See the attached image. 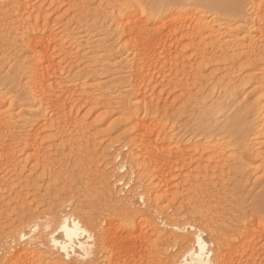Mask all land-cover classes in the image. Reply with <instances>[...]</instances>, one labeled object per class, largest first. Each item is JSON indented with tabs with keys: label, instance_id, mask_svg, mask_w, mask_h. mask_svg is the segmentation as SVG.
<instances>
[{
	"label": "bare ground",
	"instance_id": "1",
	"mask_svg": "<svg viewBox=\"0 0 264 264\" xmlns=\"http://www.w3.org/2000/svg\"><path fill=\"white\" fill-rule=\"evenodd\" d=\"M41 1L45 2V0ZM236 1L237 0H132L131 2L129 0H121L120 2H117L112 13L114 15L111 18L114 17V23L122 29L121 33L124 32L125 37L124 40L121 38L123 41L119 46L111 45L106 47L105 59L108 58L109 62L119 59L115 63L112 62L115 69L113 67H111V69H114L116 74V71H118L116 69L117 67L123 75L118 71L121 76L118 74V77H116L115 80L111 79L112 82H109H111L112 85H109V82L107 81L101 84L94 81L96 76L91 74L99 72L94 69L95 67L98 68V64L96 66L95 63L91 62L92 65L94 64L93 67H95L93 68L91 66L92 68L90 67L87 70H80L78 68V63L81 62L80 58H82V54H85V51L81 53L82 50H80L81 56L79 57L77 55L71 57L73 55V53L71 55V46V50L69 49L66 53L64 52L63 43H66L64 41H67L68 39L72 40L74 38L72 34L73 30L71 31L68 25H65L62 30L51 27L50 23L52 21L43 9V5L36 6L31 0H9L8 5H6L9 7L11 14L15 15L17 18L15 19V22L8 25L9 29L6 28L7 33L4 36L6 38L5 43L6 45L9 44L10 47H12L14 43H18L19 40L16 42L17 36H14V34L17 32V29H19L22 30L20 32L21 35L19 42L21 44L19 45L20 49L14 47L13 54L15 58L14 60H16L15 69L3 78L2 81L4 84H2V87H7L8 84L12 85L11 89L14 88V91L19 93H17L18 99L23 102L22 104H24L27 109L22 112L18 111L19 113L17 112L19 120H16L15 122L12 119L18 116H13L12 112L10 113L8 110L0 112V170L6 171L7 168H10L14 175L12 174L11 177H9L10 179L13 178L15 180L14 176L19 173L21 174L22 172H18V169L21 168L20 163L27 162L26 159L23 162L20 161V158L23 156L20 154L33 148L35 151L29 153V156H33L38 163L41 164L42 168L44 166L47 168L48 165L46 164H49L48 160L50 159L48 148H41L42 146L40 142H38L40 138L45 140V137L41 134L44 130L54 131L55 134L51 136L52 140L57 136L59 138L61 137L60 139H62V141L58 137L59 140H57L61 141L60 145L62 148L69 146L67 141L70 143V141L73 140L72 138L76 135L75 132L79 131L74 127L77 125L79 128L81 123L87 127V123H85L86 118L80 120L79 123L77 120L78 117L76 119L74 118L75 116H71V110L73 111V106L76 105L72 103L76 93L78 94V97H82L83 100L88 99L89 102L96 103L97 105L104 104L108 109H112L114 106L113 104H117L120 115L117 114L118 119L114 124L116 126L118 123H121L123 124L124 129L123 131L120 129V133L110 140L108 139L109 141L107 140L109 143L105 147H102V149H104L103 151L101 150L102 154L101 151H99L101 154L99 157L101 161H104L105 163L101 162L105 165L103 174H101L102 170L101 173H99L98 169L94 170L97 174L99 173V176L95 175L97 176L98 183L100 182V185H102V190L105 191L101 192L107 195V199H115V201L120 204H118V209L115 208V210H112L113 212L108 210L110 211L108 212L110 216L113 215L112 217H114L117 213L126 214L127 217L123 224L125 231H127L133 228L136 221L135 219L134 221L133 218H135L136 214L140 213L145 219L149 220L145 223L147 224L146 228L150 225L152 228L151 233L154 230L156 238L157 235H159L157 230H159V232L167 230L170 234L172 233L174 236H172L174 238L173 241H175L173 246L181 243L183 244V249L181 252L179 251L180 254L174 252L175 254L169 258V264H207L209 260L212 264H225L224 257L226 252L224 253V240L222 241L223 236L217 238V235L215 239L214 236L208 234L206 225L202 226L203 223L199 222L201 225L199 226V224L197 225L198 222H194L196 219L195 215L197 216L198 212L197 209L187 208L183 211L182 209L180 210V208L183 207L179 205L178 209L180 211H178L174 205L173 207L171 205V208H174L178 212L174 211L175 214H173L171 211V216H165L162 212L166 210L161 212V207H159V209L161 208L160 210L156 208L155 205L157 203L155 201L153 202V198L150 200L149 195L153 196V190L157 188L159 194L160 189H162L163 195L164 192L166 196L173 193L172 197L174 198L172 199H175L177 196L175 194L176 191L172 192L171 188H169L173 184L169 183L170 178L168 177V175L173 176L172 173L174 170L179 171L178 179L181 178L182 182H177L178 184L176 183V186L181 185L180 188L188 186L190 189L188 187L185 188L186 192H190V190L192 191L194 188H197L200 181L203 182V180L197 177L194 178L193 175L191 176V173L189 172L191 169L190 167L188 171L185 170V168L189 163H192V160H197L195 164H199L196 167L206 173L209 168L208 165H210L209 162L212 159L213 161L214 158L218 159V161H222L226 157L227 152L225 153L223 151L228 148L226 147L227 145H224L225 148L222 146L221 150L220 148L217 150L214 149L216 144L214 143V145L212 144V141L210 142V140H207L208 135L214 133L213 131L220 127L223 134L229 129L237 130L244 140H249V142L252 140V144L251 142L250 144L244 143L245 145L243 144V148L247 147V151L250 149L248 155H250L252 151L255 152V154L251 155H255L254 158L257 162L255 160L253 161L256 162V164L258 163L257 166L259 164L261 167L264 166V151L262 149L260 150V146H263L262 144H264V138L256 142L258 135L262 138V135L264 134V0H252V12L250 11L251 13L249 15L233 10ZM69 3H71V0ZM205 5L211 6L217 14H222L227 11L231 12L233 15L222 18L225 21L223 23L227 26L233 19L239 17L240 19L238 21L242 28L239 27L240 29L238 31H241L242 34L239 33L241 36H236L235 30L234 35L230 28L227 33L225 32L226 34L223 32L224 29L219 32V28H215V30L217 29V33L214 32V22H205L204 14L196 19H191L189 17L195 7ZM185 21H189L187 26L184 25ZM217 21L220 20L217 19ZM15 23L17 26L14 27ZM221 25L223 24H219L218 26L220 27ZM226 25L223 26L226 27ZM185 34L200 39L202 44L204 43L203 41H205V38H212V43L215 45L217 44L216 46L219 45L217 47L219 50L216 51L219 52L217 54H220L217 59L218 62L220 60L219 63H222L221 61L224 63V61L227 62L228 60V62L237 63V68L233 67L237 72H239V60L248 61L247 64L253 67V72L243 79L240 78V80H238L237 77L235 78L234 75L237 72L232 71L233 69L231 67L230 69H232V72H227V70V73L225 72V75L223 74L224 76L222 75L218 81L215 80L216 82L214 81L213 85V82L211 83L212 86L206 84V87H204L205 91L206 88L210 91L207 97L195 100V105H193L192 102L181 105V110H184V112H187L188 108H190L189 110L195 111L199 115L196 124H193L195 128L191 130L180 129V119H175L171 116L172 106L170 108L166 102H163L162 104V101L159 100V95L156 96L157 101H154L155 99L150 98L154 95L149 94L151 93L150 90L154 88L152 86L153 84H150L153 80L155 81L153 70L158 67V64H160L158 62L160 60V55L157 54L156 57L159 58V60H157L154 55L156 52L153 50L154 47L157 49L158 43H160L163 51L166 53L165 59L169 61L171 60L169 59L171 52L167 49L168 47H166V44H168L167 41L169 40L168 38L173 37V39L176 40L175 37L177 35L185 36ZM76 42L77 41H75V43ZM51 43H54L52 44V47ZM73 43L74 42H71L72 47L74 45ZM85 43L87 44L88 42ZM93 44L95 43L93 42ZM82 45L77 46H80L81 49ZM50 47L52 49L56 48L58 51H62V53L65 54V57L63 58L64 62L67 64V66L65 65L66 67L60 66L61 64L59 62L61 60L57 63L56 61H53L54 59H50L46 60L48 63L47 65L45 64V59L50 58L48 57L49 54L47 52ZM78 48L79 47H77V49ZM93 48H90L91 51H93ZM77 49H75V51ZM214 50L217 49L215 48ZM211 52L213 53L214 51ZM91 54L94 58L93 52ZM215 54L216 53L214 52V55ZM85 56L86 58L88 57L87 55H84V58ZM89 58L90 57H88V59ZM155 61L158 64H156ZM87 62L89 63L90 61ZM161 62L166 64L164 60ZM176 62L177 61H175V64ZM101 65L100 67L102 68ZM244 66L245 63L242 67ZM52 69L59 71V79H53V77H51L52 73H50V70ZM111 69L109 68V72L112 71ZM53 76H55V74ZM89 76H91V78ZM113 76L114 74L112 73L111 77ZM86 77L91 80L86 81ZM20 78L25 80V83L21 85L22 89L17 88L20 85ZM210 78L211 77L206 78V83L207 81L210 82ZM235 79L239 82L237 83ZM24 80L21 81L24 82ZM67 80L71 81V84L67 83L69 88L66 87V89L64 82H67ZM75 80H79V82L76 83ZM179 84L182 87L185 86L181 79H179ZM172 85L175 84H171V86ZM248 85H251L252 87L250 92L252 99L248 98V96H243V90ZM61 86L66 89L63 88V91H65L66 94L61 93ZM215 88H218L217 91L220 90L216 99L214 96ZM57 89L61 90L60 93L56 91ZM147 90H149V93ZM98 93L100 94L99 96L102 94L105 96V99H107L104 103L97 102L99 98L97 95ZM147 94L150 96H147ZM208 97H210L211 100L214 98L210 104L207 103ZM2 102L4 101L0 100V107L3 104ZM174 106L175 105H173V107ZM32 107L35 109H32ZM75 107L77 108L78 106ZM231 108H235L236 111L232 119H224L220 125L218 124L219 126L212 124L215 118L223 116ZM74 114L76 115V113ZM39 122L43 125L40 129L38 127L42 126L41 124L38 127L36 126ZM193 125L191 126L193 127ZM93 126L96 127V122L95 125L93 123L88 127L93 128ZM169 126H171V129L169 128L170 133H167L169 130L167 128ZM86 129L85 127L83 128V130ZM196 129H198L199 134H201L202 137L194 140V136H191L190 134H193ZM246 133L248 134L244 136ZM63 134L67 135V140H64L66 139L64 137V139L62 138ZM199 134L197 133V137ZM251 136H254V139ZM95 150L97 151V149ZM208 153L211 154L208 155ZM204 155H208V157L205 158ZM224 155L225 157H223ZM203 159L205 161H203ZM225 160L227 161L228 157ZM203 162L208 164H202ZM50 165L51 164H49V166ZM104 165L99 167L103 169ZM257 166L255 171L258 170ZM242 169L241 172H244V169ZM183 170L185 173H183ZM195 170H197V168ZM262 170H264V168L261 169V171ZM6 176L8 175L5 173V178L3 176L0 178V183L3 182L5 184V181L7 184L9 183L7 181L9 178ZM110 178H113L112 183L110 182ZM97 179L94 181H97ZM183 183L188 185L182 187ZM7 184L6 186H9V184ZM194 184H196V187ZM6 186L3 187L0 197L4 194L3 191L5 189L9 192L8 187ZM12 188L11 192L15 190ZM121 191H125V195L121 196ZM179 194H181V191ZM160 195L154 196V199L156 200V197L157 199H160L159 197H165V195L164 197ZM187 196L188 195L186 194L185 200H189V196ZM71 199L72 198H65L61 200L58 203H55L53 208H49V206H51L49 205V209L46 208V211L43 209V213H31L29 216L22 215L18 222L15 223L16 225H13V229H11L8 234H2V237L0 235V264H111V258L101 259V256L104 254L103 257H105V253L108 250L111 251L113 247L112 245L116 244V240L114 241L112 239L118 236L116 234L117 229L115 230L116 235L113 232L111 233L112 228L115 225V222L113 223L112 221L114 218L111 217L112 220L109 219L107 227L102 226L103 224L101 225V221L105 219V211L107 210L99 209L97 207L98 210H100L98 211L95 209L96 206L90 210L89 208H91V206L88 208L87 205L84 206V203L82 204L83 200L79 202L77 201V204L75 203L72 205L73 199ZM110 200H108V203ZM108 203L105 202V205ZM152 203L154 204L152 205ZM185 205L186 204H184V206ZM1 207L2 206H0V208ZM119 214L117 218L119 217ZM140 214H138V216ZM123 219L124 218H121L120 220L119 217L120 221H123ZM140 219H143V217ZM197 220L199 219H196V221ZM116 222L118 223V221ZM117 223L116 225L121 224V222ZM233 233L235 235L233 239L237 243L239 242L247 249L249 248L253 255L255 253H260L262 255L261 250L263 249V245H260V241L264 239V194L260 196L258 208L251 210L250 214L239 218ZM166 234L168 233L166 232ZM162 235L160 236L162 237ZM163 237L165 238V236ZM197 237H199L200 241L206 245L205 252L210 253V255L201 251L200 243L196 240ZM113 241L114 244H111ZM259 264L262 263L260 262Z\"/></svg>",
	"mask_w": 264,
	"mask_h": 264
},
{
	"label": "rangeland",
	"instance_id": "2",
	"mask_svg": "<svg viewBox=\"0 0 264 264\" xmlns=\"http://www.w3.org/2000/svg\"><path fill=\"white\" fill-rule=\"evenodd\" d=\"M31 1L36 6L43 5L42 6V7H44L43 9L45 10L46 14H48V16L50 17V20L52 21L51 22L52 24L50 23L51 27L59 28V30H62L65 25H68L69 29L71 31L72 30L74 31V32L72 31L74 38L72 40L68 39L69 41L67 40V41H64L66 43H63L65 45V46L63 45L64 52L66 53L69 49L71 50V48H72L71 55H72V53H73V55L72 56L70 55V56L74 57L77 55L79 57V56H81L80 50H82L81 53L85 51V54H82V56H81L82 58H80L81 62L79 59L80 63H78V68L80 70H82V69L87 70L91 66L93 67L94 64L92 65V63H95L96 66L98 64V68H100V69H98L95 66H94L95 68L94 67L93 68L99 72L91 74V75L96 76V79L94 80L96 83L101 84V83H104L106 81L112 82L113 79L115 80V78L118 77L117 75L119 73L121 75H123L122 72L117 67H116V69L119 71V73H118V71H116V74L114 72L115 66L112 64V62L115 63L119 59H116L114 61L112 60L110 62H109L108 58L105 59L106 47L111 46V45L112 46H116V45L119 46V44H122V41L124 40V37H125V33L123 31H122L123 33H121L122 29H120V27L116 26V24L114 23V21H113L114 17L111 18L114 15L112 13H113L116 5H117V2H120L121 0L120 1H117V0H71V3H69L70 0H68V2H67V0H45V2H42L41 0H31ZM129 1L132 2V0H129ZM51 2H53V3H51ZM251 2H252V0L251 1L250 0H237L233 10H235L236 12H239V13H244V14L249 15L252 12ZM8 3H9V0H0V100L4 101V102H2L3 104L0 107V112L8 110L10 113L11 112L13 113V116L14 115L18 116V113L26 110L27 107H25L24 104H22L23 103L22 101H19V99H18L19 93L15 92L14 88L11 89L12 85L8 84L10 86L7 85V87H5V86H4V88L2 87L3 86L2 84H4L2 81L3 78H5L7 75H9V73H11L15 69L16 60H14L15 58H14L13 52H14V47L16 49L17 48L20 49L19 48V45L21 44V43H19L20 42V35H21L20 32L22 31V30L17 29V32H16L17 34L16 33H15L16 35L14 34V36H17L16 42L19 40L18 43H14L12 47H10L9 44L6 45V43H5L6 38L4 37L5 34L7 33L6 28L9 29L8 25L12 22H15V19L17 18L15 15L11 14L9 7L7 6ZM203 14L205 17L204 18L205 22H208V21L214 22L213 23L214 24V32L217 33L216 30L219 28V30H218L219 32H221V30L223 31V29H224L223 32H224V34H226L230 28V30H232L233 34H234V30H235L236 36H239V35L241 36V34H242L241 31H238L240 28H242V26L240 27L241 24L238 21L240 19L239 17L233 19L231 21V23H229L228 26L225 23H223L225 21L222 18H224L226 16L233 15L231 12L227 11V12L222 13V14H217L214 12V10L211 6L205 5V6L195 7L194 10L192 11V13L189 15V17L191 19H196L200 15H203ZM217 19L220 21H217ZM185 22H184V25L187 26L189 24L188 23L189 21H185ZM219 24L226 25V27H224L223 25H221L219 27L218 26ZM15 26H17L16 23H15L14 27ZM215 28H217V29L215 30ZM18 33H19V36H18ZM239 33H241V34H239ZM175 38H176V40H174L173 37H169L168 38L169 40L167 41L168 44H166V47H168L167 49H169V51L171 52V55H170L171 57L169 56V59H171V60H169V61L165 59L166 53L163 51V48L161 47L160 43H158L157 49L154 47L153 50H154V52L156 51L155 53L153 52L155 57L157 56V54L160 55L159 56L160 60H159V58L156 57L157 60H159L158 62L160 64H158L155 61L156 64H158V67H156V69L153 70V75L155 77V81L153 80V82L151 81L152 83H150L151 85L153 84L152 86L154 88H152L150 90L151 93H149V90H147V92L150 95L155 96V97L154 96L150 97L152 99H155L154 101H157L156 96L159 95V97H160L159 100L162 101V104H163V102H166V104L169 105L170 108L172 106V108H171L172 115L171 116L175 119H180V122H179L180 129L191 130V129L195 128V126L193 124L194 123L196 124L197 117L199 115L195 111L189 110L190 108H188L187 112H184V110H181V105L187 104L190 102H192L193 105H195V103H196L195 100H200L201 98L207 97L210 91L207 88L205 91L204 87H206V84L211 85V83L213 82L212 83V85H213L214 81L215 80L218 81V79H220V77L227 70H228L227 72H230L233 69L232 71L237 72V70L236 69L234 70V68H233V67L237 68V65H236L237 63L235 64V63L230 62V61L228 62V60H227V62L224 61V63H223V61H221L222 63H219L220 60L218 62L217 59L220 56V54H217L219 52H216L219 50V48H217L219 45L216 46L217 44L215 45L214 43H212V38H209V37L205 38V41H203L204 42L203 44L200 42V39L193 37V36L186 35V34H185V36L184 35H177ZM115 40H117V41H115ZM119 40H121V41H119ZM75 41H77V42L75 43ZM68 42H70V43H68ZM71 42H74L73 47H72ZM85 42H88L87 43L88 45ZM93 42L95 44H93ZM52 44H54V43H51V47L53 46ZM82 44H84V45L86 44V45L84 46ZM210 44H212V45H210ZM77 45H82L83 47L81 46V49H80V46H77ZM91 45H93V46H91ZM214 45H215V47H214ZM70 46H71V48H70ZM51 47L47 51L49 54L48 57H50V58L45 59V64L47 65V63H48V61H46V60L54 59L53 61H56L57 63L61 60L59 62L61 64L60 66L66 67L67 64L64 62V58H63V57H65V54L62 53V51L60 52V51H58V49H56V48L52 49ZM77 47H79V48L77 49ZM86 47L87 48L89 47V48L87 49ZM93 47H95V48H93ZM73 48H74V50H73ZM90 48H93V51H91ZM215 48L217 50H214ZM75 49H77V50L75 51ZM204 50H205V52H204ZM211 51H214L216 54L214 55V52L212 53ZM74 52L75 53L78 52L79 54L78 53L75 54ZM92 52H93L94 58L91 54ZM88 54H90V55H88ZM84 55H87L88 57H90L89 59H91V60H89L88 57L86 58V56L84 58ZM62 58H63V60H62ZM117 58H120V57H117ZM162 60H164L165 62L166 61H168V62H166V64H165V63L161 62ZM174 60L177 61L176 64H175ZM87 61H90L89 62L90 64ZM239 61H240V63H239ZM239 61H238V63H239L238 71L239 72H237L234 75L235 78L236 77L238 78V80H240V78L243 79L244 77H247L250 73L253 72L252 71L253 67H251L250 65L247 64L248 61H245V60H239ZM62 62H63V64H62ZM181 63H183V64H181ZM230 63H232L233 65ZM244 63H245V66L242 67ZM101 64H103L107 68H105ZM100 65L102 66V68L100 67ZM13 66H14V68H13ZM111 67H113L114 69H111ZM231 67H232V69H230ZM109 68L112 71L109 72ZM227 68H229V69H227ZM181 71H183V72H181ZM58 72L59 71H56V69L50 70V73H52L51 77H53V79H59L60 74ZM234 72H233V74H234ZM112 73L114 74L113 77H111ZM54 74H55V76H53ZM120 74H119V76H121ZM89 77L91 78V76H89ZM154 77H153V79H154ZM208 77H211L209 79L210 82L207 81V83H206L205 80ZM85 79H86V81L91 80L88 77H86ZM179 79H181L182 83L185 85V86H183L184 88L182 86H180ZM21 80H24V79L20 78V85L17 87L20 89H22L21 85H23V83H25V80H24V82ZM235 80L237 82V79H235ZM5 82H6V80H5ZM75 82L77 83V82H79V80H75ZM111 82H109V85H112ZM67 83L71 84V81L67 80V82H64L65 88L66 87L69 88V85ZM72 83H74V82H72ZM171 84H175V85L171 86ZM210 85H208V86L211 87L212 85L211 86ZM63 88L64 87L61 86L62 91L60 89L59 90L57 89L56 91H58V93H60V91H61V93L66 94L65 91H63L65 88L64 89ZM245 89L243 90L244 91L243 96H248V98L252 99V96L250 95V92L252 89L251 85H248ZM217 90H218V88H215V91H214L215 99L219 95V91H220V90L219 91H217ZM98 92L101 93L100 91H98ZM99 93L97 94L99 97L97 102L104 103V101H106L107 99H105V96H103L102 94H101V96H99L100 95ZM216 93H218V94H216ZM149 94H147V96H150ZM75 97H74V99H77V100H74L72 98L73 101H75V102L72 101V103H74L76 105L73 106L74 107L73 111L71 110V116L72 117L75 116L74 118H76V119L78 117L77 120L79 121V123H80V120H82L83 118H86L85 123H87V127L81 123V125H80L81 130H80V126L78 128L76 125V127H74V128H77V130H79V131L75 132L76 135L74 136V138L71 137L73 140L70 141V143H69V141H67L69 146L66 148H62L60 145V142L62 141V139H60L61 137L59 138L57 136L61 141H58L59 139L57 137H55V139L52 140L51 136L53 134H55L54 131L53 132L50 130L42 131L41 134L43 135V137H45V140L40 138L38 140V142H40V144L42 146V147L40 146L41 148H44V149L48 148V151H49L48 153L50 156L48 163L51 164L50 166H49V164H46V165H48V167L46 168V166H44L45 168L43 167L44 168L43 169L41 164L38 163V161L33 156L32 157L29 156V153H32L33 151H35L33 148L31 150L29 149L30 150V151L28 150L29 152L27 151V152H23L22 154H20V155H23L21 158L19 157L20 161L23 162L26 159L27 162L20 163L21 168L19 167L20 169H18V172H21V171L22 172H21V174L20 173L18 174V172H17L18 175L15 174L17 176V177L14 176L15 180L13 178L10 179L11 175L13 174L11 172L10 168H7L6 171L0 170V172H1L0 178L2 176L4 177V175L6 173L8 175L6 177L9 178V179L7 178L8 179L7 181L9 182L8 184H9V186H11V187L6 186V184H7L6 181H5V184L3 182H1L0 183V186H1L0 194H1L4 186L8 187L9 192H11L12 187H13L12 188L13 190L15 189L11 193L7 192L5 189L3 191L4 194L2 193L4 196L1 195V197H0V201H1L0 206H2L0 208V212H1L0 213V235H1V237H2V234L3 235L5 233L8 234V232L11 229H13V227H14L13 225H16L15 223L18 222V220L21 218L22 215L23 216H29V214H31V213H35V214H39V212L43 213V209L46 211V208H48L49 205H51V206H49V208H51V207L53 208L55 203H58L59 201L65 199V198H72L73 199V200L71 199L73 201L72 205L75 204L77 201L79 202V201L83 200L82 204L84 203L83 204L84 206L87 205V208L91 206V208H89L90 210L95 208V206H96L95 209H97V210H98V208L107 210V211H105V217L103 216L105 219H103L101 221L102 222L101 225L103 224L102 226L107 227L109 219L112 220V218H114L112 221H113V223L115 222L114 223L115 225L117 223L116 221H118V223L121 222V224L117 223L118 225H116V227L114 225L112 228V231H111V233L113 232L115 234V230L116 229L118 230V231L116 230V232H117L116 234L118 235V236H116L117 239L115 236H114L115 238L112 239L114 241L116 240L115 241L116 244L112 245L114 248L112 247L111 251L108 250L105 253L106 254L105 257H103L104 254L102 253L103 256H101V259L102 258H111L112 259L111 264H169L168 263L169 258H171V256L174 255L176 252H177L176 254H178L179 251L181 252L183 249V244L180 243L179 245L175 244L176 247L173 246L174 242H175V241H173L174 236L172 233L170 234V232H168L167 230H165V231L169 235L166 234L165 231L159 232V230H157L159 233V235H157V238H158L157 239L156 235H155L156 233L154 232V230L151 233V231H152L151 226L149 225L150 227L148 226V228H146L147 224H145V223L148 222L149 220L145 219V217L142 216L140 213H138V214H140L139 216H138V214H136L137 216L135 215V218H133V220L135 219L137 221L136 222L134 220L136 225L134 224L133 228L125 231L123 223H125V219H126L127 215L120 213L121 215H123V216H121L119 213H117V214H115L116 217H115V215H114V217H112L113 215L110 216V214L108 212L115 210V208L118 209L120 204L117 203V201H115V199H113V200L107 199L106 198L107 195H105V193H103L105 191L102 190V188H101L102 185H100V182L98 183L97 176H99V173H101V170H102L101 174H103V171L105 168L104 161H101V159L99 157V156H101L102 151L104 150V149H102V147L103 146L105 147L109 143L108 141L111 138L115 137V135H117L118 133L121 132V130L123 131V129H124L123 124H121V123L117 124L116 123L117 124L116 126L114 124L115 121H117V119H118L117 114L120 115L117 104L116 105L113 104L115 106V108L113 106L112 109L111 108L108 109L104 106V104L97 105L96 103L89 102L88 99L83 100L82 97H80V96L78 97L77 93H76ZM78 98H81V99H78ZM207 99H208L207 100L208 104H210L211 101L214 100V98H213V100H211L210 97H208ZM251 99H248V100H251ZM70 102H71V100H70ZM173 105H175V106L173 107ZM75 106H78L79 108L78 107L76 108ZM24 107H25V109H24ZM32 109H35V108L32 107ZM113 109L114 110L117 109V110L114 111ZM76 111H78V112H76ZM235 112H236L235 108H231L230 110H228V112H226V114H224L223 116H220L221 118L220 117L215 118L212 124L215 126H219L220 123L224 119H226V118L232 119L235 115ZM74 113H76L77 116ZM12 120L14 122L16 120L18 121L19 116L14 117ZM191 121H193V122H191ZM95 122H96V127L93 126L94 129L92 127H88L90 124H93V123L95 125ZM40 124L42 125V123L39 122L36 126L38 127ZM113 124H114V127H113ZM82 125L85 127V129L89 128L90 130L89 129L83 130L84 127ZM191 125H193V127ZM182 126H184V127H182ZM41 127H43V125L39 126L38 128L40 129ZM169 128L171 129V126H169L167 129H169ZM170 129L168 130V132L166 130V132L170 133ZM213 132L214 133L208 135L207 140H210V142L212 141L213 142L212 144L215 143L217 146L214 144L215 145L214 149H217V150L219 148L221 150L222 146L227 145L226 146V147H228V148H226L227 151L226 150L223 151L225 153L227 152L226 157L224 155L223 157H225V158L222 161H218V159H216V158H214V161L212 159L211 160L212 162L211 161L209 162V164H210V165H208L209 168L208 169L206 168L207 171L205 170L206 173L202 172V170H200L198 167H196L199 164V163L195 164L197 160H192V161L190 160L192 163H189L186 166L187 169L185 168V170L188 171L189 167H190L191 169L189 172L191 173V176L193 175L194 178L197 177V178L203 180V182L200 181V183H199L200 185L198 184L197 188H194V189L191 188V189H193L192 190L193 192L190 190V192L187 191L188 192L187 193L185 191L186 190L185 188L188 187V186H186L188 184L185 185L183 183L182 187L186 186L185 188H180L181 185H178V186L175 185L177 182H179V183L181 182V178L178 179L179 178V171L174 170V172H173L174 174L172 173L173 176L168 175V177L170 178L169 180L171 181V182L169 181V183H172L173 185H175V186H173L172 184H170L172 186L169 188H171L172 192L173 191L177 192V193L175 192V194L177 195L176 198L172 199V198H174V197H172L173 193L169 194L168 193L169 191L166 193H168L170 196L168 194H167L168 196H166V194L164 192V195H165V197H164V195L162 194L163 190L160 189V194L164 198L159 197L161 199L160 200V199H157V197H156V200H155L154 196L160 195L159 190L157 188H155V190H153L154 194L152 191L153 196L149 195L150 200H152V198H153V202L155 201L158 204V205L157 204L155 205L156 208H158V209H159V207L162 208V209L160 208L161 212L163 210L167 211V212L166 211L162 212L163 215H165V216H171L172 212H173V214H175L174 211L178 212L181 209L183 211L186 210L187 208L188 209H193V208L197 209L198 212H197V216L195 215V218L199 219V220L196 221V219H195L194 222H196V223L198 222L197 225L199 224V226H201L200 223H203L202 226L206 225L208 234L210 236H214L215 239H216L217 235H218L217 238H219V236H223L222 241L224 240V245H225V246L223 245L224 253L226 252L225 257H224L225 264H256V263L259 264L260 262L262 264H264V255H263L264 254L263 253L264 252V250H263L264 249V244H263L264 239H262L260 241L261 242L260 245L261 244L263 245V247H262L263 249L262 250L260 249L262 252V255L259 253L261 255V258H260V255L258 253H255L254 254L255 256H254L252 254V252L249 250V248L247 249L241 243H239V242L237 243L233 239L235 236L233 233V230L235 229L239 218L241 216H246V215L250 214L251 210L258 208V206H259L260 196L262 194H264V172H263L264 170L261 171V169H263L264 166L262 165L263 167H261L260 164L257 166V164H258V163L256 164L257 160H255V158H254L255 155L254 156L251 155V154H255V152H253L251 150L253 153L251 152L250 155H248V153L250 152L249 147H248L249 151L246 150L247 147L243 148L244 143L250 144V142H251V144H252V140H250V142H249V140L248 141L246 139L244 140V138L239 135L237 130L229 129L227 132H225L223 134L221 127H220L217 130H214ZM197 133L199 134L198 129H196L193 132V134H190L191 136H194L193 137L194 140L200 139L202 137L201 134H199V136L197 137ZM247 134L248 133H246L244 136H246ZM110 135H112V136H110ZM262 136H261L262 138H260L258 135L256 142L258 140L263 139L264 134ZM63 137L66 139H64ZM62 138L64 140H67V135L63 134ZM262 145L264 146V144H262ZM263 146H260V150L262 149L264 151ZM237 147L239 148V151H238ZM223 148H225V146ZM95 149H97V151ZM92 150H94L96 154ZM99 151H101V154L99 153ZM92 152H93V156H92ZM94 154H95V156H94ZM209 154H211V153H208V155ZM208 155H204V157L207 158ZM227 157H228V160L226 161L225 159ZM253 160H255L256 162H254ZM203 161H205V160L203 159ZM101 162L104 164H102ZM204 163L205 162H203L202 164H204ZM205 164H208V163H205ZM101 165H104L103 169L100 168V167H102ZM239 165H241V166H239ZM256 166H257L258 170L255 171ZM195 167L197 168V170H195L196 169ZM242 168L244 169V172H241ZM246 168H247V170H246ZM97 169L99 171L98 174H97V172L94 171ZM93 171H94V173H93ZM183 173H185V171ZM2 174H4V175H2ZM104 174H105V172H104ZM244 174H246V175H244ZM95 179H97V181H94ZM10 180H12V181H10ZM110 180L109 181L112 183L113 178H110ZM194 185L196 187V184H194ZM126 189L128 190L127 187H126ZM156 189L158 190V192ZM183 190H184V192H183ZM194 190H195L196 194H195ZM101 191H103V192H101ZM180 191H181V194H179ZM191 192L194 194H192ZM125 193H126L125 191L124 192L121 191L120 195L123 196V195H125ZM182 194L183 195L187 194L189 196V197L188 196L187 197L189 198L190 202L186 197V199L188 200V202H187V200H185V195L183 196ZM173 196H175V195H173ZM117 198H119V197H117ZM176 199H177V201H176ZM108 200H110L109 203H108ZM113 201H115V202H113ZM105 202L108 204L105 205ZM153 204L154 203H152V205ZM184 204H186V205L184 206ZM171 205H172V207L174 205V207L177 208L178 211L175 210L174 208H171ZM179 205L181 207H183V208H180V210L178 209ZM108 207H109V209H108ZM108 210H110V211H108ZM199 210H201V211H199ZM98 211H100V210H98ZM199 212L200 213L202 212L201 213L202 215ZM198 213H199V215H198ZM118 214H119L120 220H121V218H124L123 219L124 222L120 221L119 217L117 218ZM142 217L144 220L140 219ZM115 218L118 220H116ZM137 218H139V219H137ZM145 220H147V221H145ZM112 221H110V222H112ZM114 227H115V229H114ZM160 233H162V234L164 233V234L162 235ZM208 234L206 233L207 236H208ZM160 235H162V237ZM163 236H165V238ZM148 240H150V241H148ZM114 241L111 242V244H114ZM120 242H122V243H120ZM152 242H154V243H152ZM226 243H228V244H226ZM169 244H172V245H169ZM244 248H246V249H244ZM104 252H105V250H104ZM109 252H110V254H109ZM248 253L250 255L251 254L252 255L250 256ZM107 254H108V256H107ZM233 260H234V262H233Z\"/></svg>",
	"mask_w": 264,
	"mask_h": 264
},
{
	"label": "snow or ice",
	"instance_id": "3",
	"mask_svg": "<svg viewBox=\"0 0 264 264\" xmlns=\"http://www.w3.org/2000/svg\"><path fill=\"white\" fill-rule=\"evenodd\" d=\"M196 240H197L198 243H200L201 251H202V252H205L206 245H204L203 242L200 241L199 237H197ZM205 254L210 255V253H206V252H205ZM207 264H212V262L209 260V261L207 262Z\"/></svg>",
	"mask_w": 264,
	"mask_h": 264
}]
</instances>
